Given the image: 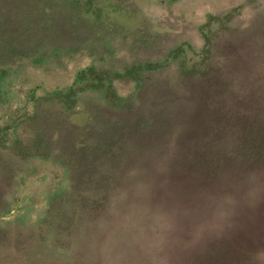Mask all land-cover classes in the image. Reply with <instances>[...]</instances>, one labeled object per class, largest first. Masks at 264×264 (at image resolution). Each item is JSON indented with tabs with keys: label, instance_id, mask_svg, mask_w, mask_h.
<instances>
[{
	"label": "rangeland",
	"instance_id": "obj_1",
	"mask_svg": "<svg viewBox=\"0 0 264 264\" xmlns=\"http://www.w3.org/2000/svg\"><path fill=\"white\" fill-rule=\"evenodd\" d=\"M249 115L264 122V0H0V264H153L100 226L144 204L173 224L166 264L240 233L219 254L264 264V168L190 161Z\"/></svg>",
	"mask_w": 264,
	"mask_h": 264
},
{
	"label": "trees",
	"instance_id": "obj_2",
	"mask_svg": "<svg viewBox=\"0 0 264 264\" xmlns=\"http://www.w3.org/2000/svg\"><path fill=\"white\" fill-rule=\"evenodd\" d=\"M203 62H201L204 65L202 68L207 69L208 65ZM146 65L151 66V70L162 67V63L157 62H149ZM193 66H195V64ZM88 72L89 74L94 72L95 76L97 77L99 75V73L92 67L80 71L69 90V95H75L78 90V86H82L83 84L87 83L86 81ZM138 78H140V75ZM94 86L97 87L98 85L94 84ZM244 121V124L241 125V129L239 130L240 135L235 140L233 146L228 150L223 153L219 152L218 154H215V157L214 154H209L208 152L205 153V151H203L201 155H191L190 161L193 162L195 166H199L204 169H210V167L212 169L213 167V170L218 173L220 171L222 172V169L226 166L235 167L238 165H243L246 167V169H248L249 165L253 163V161H257L260 163V166L264 168V122L261 120H253L252 116L250 115L248 118H245ZM215 160H217L216 163L214 162ZM198 224V220H193L192 223H189V225L188 221L185 222L187 229L188 226L190 228H194ZM244 235L245 233H240L236 239H231V241H228L226 244L223 242V238L214 239L213 242L209 244L208 249L198 257L197 262L195 261V264H229L227 263L228 260L226 259L225 255L219 254L221 252V248L224 246L229 249V252L233 251L231 249L233 242L235 240L239 241V238L246 237ZM248 248L251 251H247L246 258L241 259L238 264H256V262L259 261V258L253 254V251L255 252L254 248Z\"/></svg>",
	"mask_w": 264,
	"mask_h": 264
},
{
	"label": "clouds",
	"instance_id": "obj_3",
	"mask_svg": "<svg viewBox=\"0 0 264 264\" xmlns=\"http://www.w3.org/2000/svg\"><path fill=\"white\" fill-rule=\"evenodd\" d=\"M141 188L134 186V194L139 195ZM128 190H123L118 195V202L123 204L128 200ZM102 229L115 227L109 233L107 245L114 246L127 242L125 234L131 236L135 242L143 241L146 248L153 252V264H166V257L161 255L164 251L166 234L172 229L173 224L167 213L160 209H153L150 205L132 206L123 215L117 210L112 221L103 220ZM151 234V235H149Z\"/></svg>",
	"mask_w": 264,
	"mask_h": 264
}]
</instances>
